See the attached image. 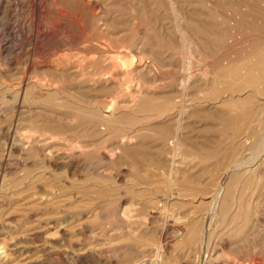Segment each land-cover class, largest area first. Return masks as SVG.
Here are the masks:
<instances>
[{
  "label": "rangeland",
  "instance_id": "obj_1",
  "mask_svg": "<svg viewBox=\"0 0 264 264\" xmlns=\"http://www.w3.org/2000/svg\"><path fill=\"white\" fill-rule=\"evenodd\" d=\"M43 1L51 9L56 6L62 7V11H64L63 16L67 15L66 17H64V20L58 16H55L56 14L54 13H50V12L47 13V11H43L42 8L40 10L37 9L33 5V2L30 0H17V2L15 1L14 3H12L11 7L9 8V11L11 12L12 16L10 17L0 16V44L5 45L4 53L0 54V107L2 109L0 110V175L2 173H3L2 176L4 175L3 179L1 177V182H0L1 183L0 184V246H10L12 244H16V241H18L20 247L26 246L30 248L29 251H18L17 253L16 251L12 252L13 261L11 264L13 263L14 264L15 263L16 264L18 263L19 264H135V263L141 264L143 262H145V264H150V263L154 264L155 261L157 260L155 258L156 257L155 252L157 247L159 246L157 234L163 225L160 212L169 213V214L172 213L173 215L179 214V216L185 215L186 213L189 212V210L192 207L191 203H189L190 198H192L191 191L193 190L194 187L202 188L201 185H196L195 182H193L191 183V185L189 184V188L191 187L193 188L188 189L185 192L183 191L182 194L183 197H179L176 195V193H174L170 197V200L166 202L164 200L165 197L164 198L162 197L164 196L162 194H164L167 189L165 187L166 183L164 184L162 182L163 180H165V178L162 177L164 176L163 174L169 173V169L171 165V161H169L170 141L169 139L167 140H163V139L165 138L166 135H169V133H171V131L173 130L175 124V122L173 121L175 120H170L169 123L167 122L166 124L162 125L161 128L160 125H157L156 128L153 126V123L151 122L152 120H150V118H147L146 116L147 113L142 111V112H138L140 115L136 112L137 115L133 114L127 116L129 117L128 119L132 120V122L130 121V123L127 117H125L124 119H122V121H118L120 125L117 123L116 121L117 118H116L115 122L117 123V125L115 124L114 121L113 124L111 123L112 125L115 124L116 127L112 126L114 128H112L111 125L107 127L99 125V129L105 128L106 131L108 130V128L111 127L112 129H109L110 131L109 130L108 131L112 135H110V133L107 135L108 132L107 131L106 134L104 135L101 134L95 135L93 138L86 137V139L88 140L90 139V141H93L94 149L92 147L91 154L87 157V161L80 167V169L76 172L75 175L71 174L70 172H67L65 169L57 170V171H54L52 168L46 169L43 166L44 165L43 159L40 156L37 157L36 155L28 156L26 154H22L19 146L18 148H16L17 147L16 142H19L18 138L30 134L33 136H40L41 132L49 131L48 127L50 126L58 127L60 124L64 128L71 127L74 128L75 132H79L75 134L71 130V132L73 133L69 132L70 134L68 133L67 137L68 136L69 138L73 137V139L74 138L85 139V137L83 138V136L86 135L87 132L86 128L91 126V122L87 120V117H89L88 115L90 112L88 110H85V106L87 104L84 103H86V100L84 102V100L82 99L84 92L80 86L78 87L79 82H77L76 79H72L69 77H64V78L58 77L57 79H59V84L62 87V92L57 94L58 98L56 97L55 94V96H53L55 98L52 99L51 95L53 94H51L48 97H45L46 99H42V97H39V90H38L39 86L37 88L36 83L38 84V82L39 83L47 82L53 84V80L56 77H53V74H50V72H48L49 70L53 73V71L50 70L49 68L41 69L38 67V70L31 68L30 70L26 66L27 63L35 62V64H40V65L45 64V65H49L50 67L55 65L57 66L60 64H63L64 66L82 65L87 72L91 70L90 73L91 72L98 73L100 71L103 72L105 70H108L109 72L111 70H109L106 67L104 68L102 67V66H108L107 64L108 62L107 61L105 62V60L109 58L108 55L111 53H117L120 47L123 48L125 47L129 50L135 49L136 46L135 45L133 46L135 41L136 42L142 41L143 43L146 41L147 43L145 42L144 45L146 44L148 45V47L145 45L144 48L147 51L156 52L155 53L156 55H153L152 57L156 61L153 59L154 61L151 62L152 60L151 57H150L151 60L150 59L146 60V62L149 65H151V70L149 71V73L147 72V73L139 74V76L137 77L139 78L140 81L138 82H141V84H144L146 87H150L153 90L154 88H156L155 90L159 92H163L161 91V89L163 87V84L166 83L164 84L165 87H163V89L166 92H170L171 95L172 93H175V95L177 93V96L173 95L169 100H165L163 98L162 103L161 100H159V102L155 101L154 105L155 108L159 107L158 109H165L166 107H169L170 104L171 105L173 104L172 105L173 108L170 105L171 109L168 111L171 112V115L173 116L176 115L180 110V101L183 100V96L178 95V93L181 94V92L178 91L179 89L178 83L180 82L182 76L184 75L182 73L185 72L181 67L182 66L181 63L180 65H178L179 62H181L180 53L182 55V51H181L182 48L178 43L177 36L174 34V31L170 29V26L173 24V22L171 24L172 19L170 18L173 15L171 11H169L170 10L169 3L168 1L166 2L164 0L162 1L165 3H163L161 0H96V1L86 0V1H91L92 5L93 4L95 5L93 7H95L94 12L96 13L97 18L99 19L98 22L104 23V24L100 23V28L104 29V30L102 29L103 32L100 28L99 30L101 31H98L97 29V34H95V39H97L96 43H99L102 48H105L104 49L105 52H103V49L101 51V54L102 55L105 54V55H103L104 57L101 55L104 59L103 58L100 59L98 55L97 58L100 59L98 60L100 62L95 64L93 63L92 55L95 56L97 55V53H95L94 51L92 52L93 49L91 48V46H89V48L87 47L88 48L87 49L88 53H87V50L84 48V45L81 40L83 33L81 32V26H80L81 22L79 23V21H81L80 20L81 11L79 9L81 8V5H83V1L85 0H55V2L53 0H43ZM58 1L59 3L61 2L62 5L61 4L59 5ZM176 1L179 2L178 3L179 6L180 7L182 6L181 8L184 9L185 12L187 11V14L189 12H190L189 15L191 14V16L192 13L193 15L195 14L194 15L195 17L192 16L194 18L193 20L196 22L194 35L198 34V36L195 35L193 37L195 38L201 37L200 39L204 40V45H205L203 48L204 50L200 49L201 50V51L199 50L200 52H194V54L192 55L194 57L191 58V60L194 61V64H191L192 66L190 68V72H191V76L193 75L192 83H194L195 86L192 84V86L190 85V88L188 87L187 91L189 89L190 90L186 92L187 98L186 95L184 98L188 99V101L187 100L185 101L186 104H189L191 101L192 102L191 104L193 105L191 109H189L190 113L187 111V113L185 114V120L187 119L186 124L189 125H187V129L182 138L184 142V146L181 149L182 151L180 150L181 151L180 156L182 157L185 156L186 158H184L183 162L181 163L179 161H182V158L179 157L178 158L179 160L177 159V163L178 164L181 163L178 165L180 167L183 165L182 166L183 168H187V167L191 168V169L187 168L186 170L183 169L184 172L183 175L187 177H195L197 175L199 176L200 180L203 181L202 185L205 186L204 184L206 181L209 184H213V180H214L215 183V177L219 174L217 170L221 167L222 154H223L222 153L223 132L226 126V119H224V116L228 114H232V116L234 117H239L238 114L241 113V109H244L245 112L246 111L248 112L249 104H250L246 101L241 103L243 105L245 103V106L238 105V108H235L236 105L235 107L233 105V107L231 106V109L234 108L233 111H231L230 109V105H229L230 103H228L227 106L225 104L222 105L225 106V108H222V106L215 107L214 104H212L216 101L214 99V97H216L215 95L218 94L217 98L221 97L223 94L225 95L223 91L225 90V88L229 90L231 86L232 87L235 86L234 88L231 89H236V86L237 88H240L242 86V82L237 80L236 77L237 75L231 74L232 76L234 75V77H229L231 76L230 74L225 75V70H226L225 65L229 61L234 62L233 60L237 61L238 59L241 60L240 63L238 62L240 65L241 62L244 63L249 62V63H245V65L247 64L253 66L254 75L256 72L255 76H258L260 79L262 78L261 80L264 79L263 76L264 73H261V70L264 71L263 69L264 68V63H263L264 62L263 59L264 58L263 55L264 54V0H227V1L226 0H176ZM16 3H20V7L17 8ZM158 3L159 5L160 4L161 5L164 4V5L158 6ZM166 7L168 10L166 9ZM196 12L197 14L198 13L199 14L197 15ZM236 13H240L242 14V16H235ZM68 16L69 19L67 18ZM159 16L161 17L158 18ZM236 18L241 19L240 20L241 28H239L238 26L236 30H234V28H232L233 25H231V23L234 22ZM162 22L164 23L163 25L161 24ZM168 24L170 26H168ZM133 25H135V27H133ZM165 25L168 27H166ZM46 26H48L51 30H53L51 32L53 34H51L45 40H39L38 42H36L35 38L42 34L43 29ZM106 28H109L108 31L106 30ZM165 29L166 30L169 29L170 31L169 30L168 31L170 33L168 31H165ZM91 30L95 32L92 26H91ZM231 30L234 32L231 33ZM57 31L58 32L61 31L62 33L61 32L58 33ZM171 32L172 34H174V36H171L172 38L170 37V35H172ZM166 33L169 35L168 36L169 38L165 36ZM99 34L102 36L101 38L99 37ZM64 35L65 36L68 35V36L65 37ZM96 35L101 41L98 40ZM214 37L216 39L218 38L217 39L218 41ZM141 38L143 39L141 40ZM124 39L125 41L123 42ZM234 40L236 42H234ZM158 42H160L163 46L166 47H163ZM229 42L232 44H230ZM149 45L151 46V48L153 47L154 49L153 48H152L153 50L151 48L149 49L150 47ZM112 47L113 50H111ZM156 49L159 50L156 51ZM106 50H108L107 53ZM169 51L171 52L174 51L176 53H170ZM162 52L165 54H160ZM170 54L174 56L172 57V55ZM106 55L107 57H105ZM158 55L161 56L159 57ZM165 55L166 57L168 55V57L170 59L172 58V60L170 61L168 57L167 60ZM155 57H158L159 60ZM103 60L107 65L104 64ZM199 61L200 63H197ZM255 62L258 63L254 65L253 63ZM255 66L258 67L255 68ZM86 68L87 69L91 68V69L87 70ZM207 69L209 70V72L207 71ZM25 70H27V72ZM32 70L33 71L36 70V71L33 72ZM114 70H116V68ZM221 72H223L222 75L223 77L221 76L222 74ZM148 74L153 76L154 79L151 76H148ZM259 74L263 77L259 76ZM144 75L147 77H145ZM203 76H205V78ZM207 76L208 78H206ZM213 76H215V80L213 79ZM21 77H23V79ZM219 79H221L222 83L219 82ZM159 80L163 81V82L161 81L162 84L160 83ZM175 80L178 85H176ZM206 80H208L209 83L207 85H203L205 84ZM23 81L25 83L27 82L24 87L26 90H24L23 96L21 95L19 96L18 98L19 101H18L15 97L16 96L15 89L17 91L18 86ZM154 81H157L156 84L154 83ZM132 82L137 83V79L132 80ZM195 82L197 83L195 84ZM133 83L131 84V89L134 88ZM157 83H159V85ZM210 83L215 84V85H211L214 86L213 88H215V86L217 87L219 86L217 89L215 88V91H218L220 89L221 92L218 91V93L217 92L214 93V91L211 90V87L209 86ZM221 84L223 85L225 84L224 86L227 87L223 88L224 86H222ZM136 85H138V83ZM75 86L76 89L78 91L80 90L81 92L80 91L78 92L75 89ZM172 86H175V88ZM221 86L222 88H220ZM157 88L159 90H157ZM207 88H209L208 92H207ZM100 89L101 91L98 90L96 93L100 100H102L104 97L113 100L118 98L120 95L121 96L127 95L124 94L123 92L119 95L116 94L115 92L117 89L116 85L115 88L104 87V89H107L105 91L103 88ZM102 89L104 93L102 92ZM110 90L111 93H109ZM209 90L211 91L209 92ZM65 92L67 93L66 95L63 94ZM199 92L200 93L202 92V95L204 97L207 94L206 98L207 97L208 98L207 99L205 98L206 99L205 102L207 103L204 102V99L202 100V98L204 97L200 96L201 94L199 95ZM27 93L30 96H28ZM68 93L70 98L72 97L70 101L69 98H67ZM80 93H82L83 95ZM212 93L215 94L214 97H212L213 96ZM221 93L222 95H220ZM11 95H13L15 100H13V97ZM49 97L51 98L50 100ZM75 97L78 98L74 99ZM181 97L182 100L180 99ZM211 97L215 101H212ZM23 98L25 99V102L23 101L24 100ZM36 98L37 99L40 98V100L38 99L40 102ZM196 98L198 99L201 98L199 99V101L202 100L201 102L204 103L201 104L202 105L205 104V105L201 106V104L199 103L198 100H196ZM55 99H56L55 103L53 102L52 104L51 101L52 100L54 101ZM43 100L46 101L43 102ZM47 100L50 103L47 102ZM193 100L194 101L196 100V103L194 102L195 104L193 103ZM170 101L171 103H169ZM21 102L23 106L21 108H18L16 105H19ZM72 102H74V104L76 105H74ZM166 102L168 104H166ZM197 103L200 105L197 106L196 105ZM79 105L82 107H80ZM74 107H76L75 110ZM104 109L102 108L101 113L104 115H110V112H107L106 108ZM259 111H261V109ZM144 113H146L145 114L146 119H144L143 116ZM64 116L66 117L63 118ZM81 116L85 117L86 119L82 118ZM141 116H143V120ZM71 117H74L75 119V120L72 119V122H71ZM131 117L136 119L140 117L139 119L140 121L133 120V118ZM62 118L64 120H62ZM66 119L68 120L66 121ZM79 119L81 122L79 121ZM34 120H36V122H34ZM43 121H47L48 124L46 122L43 123ZM121 122L123 124H121ZM125 122H127L126 123L127 125L126 124L124 125ZM36 123L38 125H36ZM131 123H135V124L131 125ZM32 125L34 127L36 126L37 129L39 128L38 126H42L41 128L44 129L46 128L45 129L46 131L44 129L42 131H39L38 129V131L36 132L37 129L32 127ZM151 126H153L154 128L148 130L151 128ZM163 126L165 128H163ZM52 127H50V129ZM138 127H140L141 129ZM168 127L170 128L169 130ZM132 128L138 130L137 131L138 135L141 136L143 134L142 135L143 137L139 136V141L140 142L143 141L142 143L144 144V146H146V148L143 146V144H141L138 145L139 147H137L135 150L133 149V151L131 150L132 148L128 149L124 153V156L121 157V162L117 160V162L115 161L111 163L109 162V160H105L101 158L99 159L98 157H96V153L98 149L99 151H104L107 146L115 147L116 145H118L117 142L119 141L120 137L123 134L128 133L129 131L132 132L133 131ZM166 128L167 130H165ZM34 129H36L34 131L35 133L33 132ZM82 129L84 130V132L82 131ZM163 130L166 131L164 134H162ZM8 131L13 132L15 135V141H14L15 149L13 150L14 153H12L10 159L4 161L2 159L3 145L5 144ZM31 132H33V134ZM146 132L149 135H147ZM81 133L83 135H81ZM112 136H114V138H112ZM117 137H119V139ZM3 139L5 141H2ZM111 139L113 141L115 139L117 140L111 142L112 141ZM105 144H107V146ZM141 147L143 148L141 149ZM154 147L156 149H154ZM157 149H159V152ZM162 149H164L165 151ZM93 150H97V151H93ZM162 151L164 152L163 154ZM132 152H136V153L133 154ZM141 152L142 153L145 152V153L141 155ZM156 153L162 154L161 155L162 158L159 157L160 155L159 156L156 155ZM20 155H22L23 157ZM153 155L154 156L156 155V157H154ZM163 155L167 156V158H165ZM25 157H28L29 160L28 158ZM152 157H154V159ZM158 157L159 159H155ZM163 157L165 158V160ZM159 164H161V166ZM155 165L156 166L158 165L159 169L156 168ZM41 169L43 171L47 170L46 171L47 177L41 175L42 174ZM154 169H156L160 173ZM149 170L156 171L157 173L155 172L153 173L158 174L159 177L157 176L156 178L155 174H152V172H150ZM190 170L191 172H189ZM29 177L31 180H29ZM152 177L155 178L154 180L157 181H153ZM32 179L35 182H33ZM42 180L44 181L42 182ZM160 185L162 186L161 188ZM153 188L159 194L156 199H155L156 193L155 191H153ZM37 189L38 190L45 189L47 192H50V194L53 197L54 196L56 197V199L54 198L55 201L48 207L47 211H50L51 213L55 212L56 214H63L62 216H73L76 215L78 212H81L84 221L83 225L80 226V228L79 226H70V225L61 228L59 230V235H60L59 240L55 239L56 236L54 235L53 232L55 228L50 229V232H53L51 234V237L52 235L54 236V238L52 237V240L45 237L47 236V234H45V230H41V233H39V235H35V234L27 235L28 238H26V236L24 238L21 235L18 236L17 234L25 235L23 233L24 230L25 233L29 231L31 232L32 226H30L29 223H23V222L16 223V217L19 216L22 212L23 213L26 212L21 208V206L23 205L17 204L18 205V206L16 205L17 207L14 206V204L17 203L16 198L19 195L23 194L24 192L25 195L26 194L28 195L27 191L31 193L33 192V190L35 191ZM12 193L15 194L12 195ZM69 194L73 196L72 198L74 199V201H71V199L69 198L70 196H68ZM160 194L162 196H160ZM61 195H63L62 199H61L62 197ZM57 196H59V198ZM65 196L67 197V200ZM57 200L60 201V203ZM260 202L261 203L259 204V209L261 211V215L264 217V191L261 194ZM59 204L61 205L59 206ZM130 204L132 207L130 206ZM53 206H55V208ZM123 207L132 208L133 218L131 217L132 220L128 224L123 223V221L119 216V212H117V210L121 211V208L123 209ZM79 208H81V210H79ZM34 209H36V211L39 214L43 211L42 208H39L38 210L37 208ZM143 217L145 220V224L143 223L144 222ZM174 222H175L174 218L170 217L169 224L173 225ZM244 222H245V218L242 215L240 216L239 219L236 220V222L232 224L233 226L231 227H233V230H237L238 228H242V227L244 228L242 229L241 232H239L238 230L237 231V233L239 232L238 234L232 233L231 236L227 233V231H225L224 228L218 226L219 230L217 231V235L213 238V241H216L218 246L224 249L223 255L224 252L227 253V255L224 257L222 256V252L219 251V255L221 254V257H223L222 259L230 261L231 264L233 263L249 264V262L253 259H256L259 262V264H264V227L260 226L261 225L260 223L258 224L255 223V221H253L252 218L249 219L247 223ZM133 232L134 233L137 232V233L134 234ZM171 235H173V229H170L169 231V236L171 237ZM219 235L220 237H217ZM223 241H226L227 244L221 246V243H223ZM177 247L178 245L175 243L171 245L168 254L161 259L160 261L161 264H178V257H180L181 254L179 255V250L177 249ZM260 250L263 254L259 253ZM62 251L63 252L65 251L66 254L62 260H59L57 253ZM55 256L57 258H55Z\"/></svg>",
  "mask_w": 264,
  "mask_h": 264
},
{
  "label": "bare ground",
  "instance_id": "obj_2",
  "mask_svg": "<svg viewBox=\"0 0 264 264\" xmlns=\"http://www.w3.org/2000/svg\"><path fill=\"white\" fill-rule=\"evenodd\" d=\"M15 1L17 2V0H0V14H1L0 16H2V17L12 16L11 12L9 11V8L11 7L12 3H14ZM30 1L33 2V5L37 9L40 10L42 8L43 11H47V13H49V12L54 13V14H56L55 16H58L63 20H64V17L67 16V15L63 16L64 11H62V7L56 6V7L51 9L50 7H48V5L43 0H30ZM53 1L55 2V0H53ZM164 1H166V2L168 1L169 6H170L169 11H171V13L173 15L170 18V19H172L171 24H172V22H173V24L171 26L168 24V26H170V29L174 31V34L177 36L178 43L182 48V50L180 49L182 51V55L180 53L181 62H179L178 65H180V63H181V65H182L181 67L185 72V73H182V74H184L183 76L181 74L182 78H181L180 82L178 83L179 84L178 91L181 92V94L178 93V95L183 96V100L181 97L180 99L182 101H180V110L179 111L177 110L178 113L176 115L173 116V115H171V112L168 111L171 109V107L173 108V106H172L173 104L172 105L170 104L171 107L169 105L170 108L165 106L166 107L165 109H158L159 107L155 108V105H154L155 101L159 102V100H161V103H162L163 98L165 100H169V99H171V96H173V95L177 96V93H176V95H175V93H172V95H171L170 92H166L163 89V87H165L164 84H166V83L163 84V87H162L163 90L161 89V91H163V92H159V91L155 90L156 88H154V90H153L152 88L146 87L144 84H141V82H138V81H140L139 78L137 77V76H139V74L147 73V72L149 73V71L151 70V65H149L146 62V60L150 59V57L152 58L153 55H156L155 54L156 52L147 51L144 48V46L146 45V44L144 45V43L146 41L144 43L142 41H139V42L135 41L133 44V46L134 45L136 46L135 49L129 50L125 47L124 48L120 47L119 51H117V53L109 54L108 55L109 58L108 59L106 58L107 60H105V62L106 61L108 62L107 63L108 66H102V67L103 68L106 67L109 70H111V71H109L110 73L108 72V70H105L103 72L100 71L98 73L94 72L95 74L92 72L90 73L91 68L90 69L86 68L87 70H90L89 72H87L82 65L64 66L63 64H60L57 66L55 65V66L50 67L49 65H45V64L40 65V64H35V62H29L27 64L25 63L29 69L31 68V69H37L38 70V67L41 69L49 68L50 70L53 71V73L49 70H48V72H50V74H53V77H56L53 80V84L47 83V82H41V83L38 82V84L36 83L37 88L39 86V89H38L39 90V97H42V99H46L45 97H48L51 94H53V95H51L52 96L51 98L53 99V98H55V97H53V96H55V94L57 97V94L62 92V87L59 84V79H57L58 77H60V78L69 77L72 79H76V81L79 82L78 87L80 86L84 92V95L82 93H80V94L83 95L82 99L84 100V102L86 100V103H84V104H87L86 105L87 107L85 106V110H88L90 112L89 115L87 113V115L89 116V117H87V120L89 122H91V126L86 128V131H87V132L85 131L86 135L83 136V138L85 137V139H81V138H74L73 139V137L72 138L70 137L71 138L70 139L69 136L67 137V135L69 132H71V130L75 134L79 133V132H75L74 128H71V127L70 128H64L61 124L58 127L53 126L54 128L52 126L48 125L52 128L50 129V127H48L49 129L48 128L47 129L49 131L47 130L48 132H41L40 136H33L30 134V135L18 138L19 142H16V146H17L16 148H18V146H19L21 153L26 154L28 156H30V155H34V156L36 155L37 157L40 156L43 159V163H44L43 166L46 169L52 168L54 171L65 169L67 172H70L71 174L75 175L76 172L80 169V167L87 161V157L91 154L92 147L94 146L93 141H90V139L89 140L86 139V137L93 138L95 135H99V134L104 135V134H106V132L109 129L114 128L112 126H115V124L117 125L118 121H122V119H124L125 117L133 115V114L137 115L136 112L137 113L142 112V111L146 112L147 114L144 113V115H143L144 119H146V117H145V114H146L147 118H150V120H152L151 122L153 123V126L156 128H157V125H160V128H161L162 125L166 124L167 122L169 123L170 120H175V121H173V122H175V124H174V128L172 127L173 130L171 131V133H169V135H166L164 139L161 137L163 140L169 139V141H170V143H169V155H170L169 161H171V165H170L169 173L163 174L165 177L163 175H162L163 177L161 176L162 178H165V180H163L162 182L164 184L166 183L165 187L167 189H166L165 193L162 194L164 196H162L161 194H160V196H162L163 198L165 197L164 198L165 202L169 201L170 197L174 193H176V195L179 197H183V195H182L183 191L185 192L188 189H192L193 187L189 188V184L191 185V183H193V182H195L196 185H201L202 188L194 187L193 190L191 191L192 192V198H190L189 203H191L192 207L189 210V212L186 213L185 215L179 216V214L173 215L172 213L169 214V213H161L160 212L163 225L157 234L159 246L157 247L156 252H155V256H156L155 258L157 260L155 261L154 264H161V262H160L161 259L168 254L169 249L173 243L178 245L177 249L179 250V255L181 254V256L178 257V264H231L230 261L222 259L223 257H221V254L219 255V251L222 252V256H224V257L227 255V253L224 252V255H223L224 249L220 248V246H218L216 241H213V238L217 235V231L219 230L218 226H221V228H224L225 231H227V233L230 236L232 233L238 234L239 232L242 231V229L244 227L238 228L237 230H233V227H231V226H233L232 224L234 222H236V220L239 219L240 216L243 215V217L245 218L244 223H247L249 221V219L252 218L253 221H255V223H257V224L260 223L261 224L260 226L264 227V217L261 215V211L259 209V204L261 203L260 202L261 201V194L264 191V81H263L264 79L261 80L262 78L260 79L258 76H255L256 72L254 75L253 66L247 65V64L245 65V63H249V62H245V63L241 62V65H240L239 63L241 60L238 59L237 61L233 60L237 64L232 62V61H229L225 65L226 66L225 75H229V74L230 75L231 74L237 75L236 76L237 80L242 82V86L240 88H237V86H236V89H231V88L235 87V86H233V87L231 86V88L229 89L230 91H229L227 88H225V87H227V86H224L225 84L224 85L221 84L222 86H224L223 88H225V90L226 89L227 90L226 91L223 90L225 95L224 94L222 95V93H221L220 95H222V96L217 98V95H218L217 93H218V91H220V89L218 91H215V88L217 89L219 86L218 87L215 86V88H213L214 86H211V85H215V84L210 83L209 86L211 87V90H213L214 93L217 92L216 93L217 95L212 93L213 94L212 97H214V95L216 96V97H214V99L216 101L211 97L212 101H215L212 104H214L215 107H220L224 104L227 106V104L230 103L229 105H230V109H231V106L233 107V105H234V107H235V105H236L235 108H238V105L239 106L243 105L241 103L247 101L248 103H250L249 104V110H248V112L247 111L245 112L244 109H241V113L238 114L239 117H234V116H232V114H228V115L224 116V119H226V126H225L224 132H223V152H222L223 154H222L221 167L217 170V172H219V174L215 177V183H214V180H213V184H209L206 181L204 184L205 186H203L202 185L203 181L200 180L199 176L196 175L195 177H187V176L183 175L184 174L183 169H185V170L187 168L191 169L190 167L183 168L182 167L183 165L181 167L178 165L183 162L184 158H186L185 156L184 157L180 156L181 151H182L181 149L184 146V142H183L182 138H183V135L187 129V125H189V124H186L187 119L185 120V114L187 113V111L189 112V109H191V107L193 105V104H191L192 103L191 101L189 104H186L185 101L186 100L188 101V99H185L184 97L186 95V92H188L190 90L189 89L187 91L188 87L190 88V85L191 86H192V84L194 85V83H192V79H193L192 76L193 75L191 76V72H190V68L192 66L191 64H194V61L191 60V58L194 57L192 55L194 54V52H200L201 51L200 49H203L205 45H204V40L200 39L201 37L200 38L199 37L198 38L193 37L195 35L198 36V34L194 35V31L196 28V22L193 20L194 19L193 17H195L194 16L195 14L193 15V13H192L193 17L191 16V14L189 15L190 12L187 14V11L185 12V10L181 8L182 6L181 7L179 6V4H178L179 2L176 0H164ZM163 3H165V2H163ZM29 4H30V2H29ZM58 4L60 5L61 2L59 3V1H58ZM160 5L158 3V6H160ZM162 5H164V4H162ZM93 6H95V5L94 4L92 5L91 1H86V0L83 1V5H81V8L79 9L81 11V14H80L81 19L79 18L81 21H79V23L81 22V24H80L81 32L83 33L81 40H82V43L84 45V48L87 50L89 48V46H91V48L93 49L92 52L94 51L95 53H97V55L94 54L95 56L92 55L93 58L91 57L93 59V63L97 64L100 62L98 60H100L101 58L104 57L103 55H105V54L102 55L101 51L103 49V52H105V50H104L105 48H102L99 43H96L97 39H95V34H97V29H98V31H101L103 28L102 29L100 28V23H102V22H100V23L98 22L99 19L97 18L96 13L94 12L95 7H93ZM16 7L17 8L20 7V3H16ZM166 9H167V7H166ZM213 13H215V12H213ZM196 14H197V12H196ZM47 15H49V14H47ZM235 16H242V14L236 13ZM160 17L161 16H159L158 18H160ZM210 17H211V14H210ZM67 18L69 19V16ZM160 20H158V21H160ZM240 20L241 19L236 18V20H234V22L231 23V25H233L232 28H234V30H236V28L238 26H239V28H241L240 27L241 26ZM108 22H110V21H108ZM167 23H170V22H167ZM102 24H104V23H102ZM125 24H126V22H125ZM161 24L163 25L164 23L162 22ZM91 26L95 30V32L93 30H91ZM102 26H104V25H102ZM168 26H166V27H168ZM133 27H135V25H133ZM140 27H139V29H140ZM99 28L101 30H99ZM108 29L109 28H106L107 31H108ZM166 29H165V31L169 30V29L168 30H166ZM207 29H209V28H207ZM217 29H219V28H217ZM103 30H102V32H103ZM52 31L53 30H51L48 26H46L43 29V32L41 35H39L38 37L35 36L36 37L35 41L38 42L39 40H45L51 34H53V33H51ZM59 32H61V31H59ZM63 32H64V30H63ZM172 32H171V34H172ZM233 32L234 31L231 30V33H233ZM140 33H138V34H140ZM101 34H104V33H101ZM120 34H121V32H120ZM166 34H165V36L168 37L169 35L168 34L166 35ZM174 34L170 35V37L174 36ZM203 35H204V32H203ZM251 35H252V33H251ZM66 36H68V35H66ZM153 36H155V35H153ZM54 37H55V35H54ZM96 37L98 38L97 35H96ZM99 37L101 38L102 36L99 34ZM125 39L123 40V42L125 41ZM142 39L143 38H141V40ZM98 40H100V39L98 38ZM127 40H129V39H127ZM136 40H137V38H136ZM150 41H152V40H150ZM161 41H163V40H161ZM175 41H176V39H175ZM223 41H224V39H223ZM234 42H236V41L234 40ZM158 43L161 44L160 42H158ZM158 43H156V44H158ZM232 43H233V41H232ZM232 43H230V44H232ZM109 45H110V43H109ZM146 46L148 47V45H146ZM163 47H166V46H163ZM150 48H151V46L149 47V49ZM155 48H156V45H155ZM85 49H84V51H85ZM176 49H179V48H176ZM111 50H113V47ZM157 50H159V49H156V51ZM4 51H5V45L0 44V54L4 53ZM235 51H237V50H235ZM107 52H108V50H106V53ZM113 52H115V51H113ZM169 52L170 53H176L174 51L173 52L169 51ZM87 53H88V50H87ZM160 54H165V53L162 52ZM166 54H167V52H166ZM98 55H99L100 59L97 58ZM170 55H172V54H170ZM253 55H255V54H253ZM158 56L160 57L161 55H158ZM162 56H164V55H162ZM173 56L174 55H172V57ZM105 57H107V55ZM165 57H166V55H165ZM167 57H168V55H167ZM155 58H157L159 60L158 57H155ZM168 58H167V60H168ZM153 59L154 58H152V60L150 59L151 62L155 60V59L154 60ZM171 60H172V58L170 59V61ZM261 61H263V60H261ZM91 62H92V60H91ZM103 62H104V60H103ZM105 62H104V64H106ZM197 63H200V61ZM256 63H258V62H255L253 64L256 65ZM156 64H154V65H156ZM257 67L258 66H255V68H257ZM115 68H116V70H114ZM259 69H262V68H259ZM27 70H25V71L27 72ZM101 70H104V69H101ZM221 70H223V69H221ZM35 71H33V72H35ZM207 71L209 72L208 69H207ZM262 71L263 70H261V73H264V71L263 72ZM205 72H206V70H205ZM202 73H204V72H202ZM221 73H222L221 74V76H222L223 72H221ZM20 75H21V73H20ZM148 76H151V75L148 74ZM259 76H261V75L259 74ZM263 76H261V77H263ZM23 77H21V78L23 79ZM53 77H51V78H53ZM145 77H147V76H145ZM151 77L154 79L153 76H151ZM203 77L205 78V76H203ZM229 77H234V75L233 76L231 75ZM140 78H141V76H140ZM206 78H208V76ZM44 79H46V78H44ZM134 79H137L138 85H136L137 83L132 82V80H134ZM213 79L215 80V76H213ZM41 80H39V81H41ZM164 80H165V78H164ZM63 81H65V80H63ZM157 81H154V83L156 84ZM161 81H160V83H161ZM135 82H136V80H135ZM175 82H176V80H175ZM219 82H221V79H219ZM232 82H233V80H232ZM22 83L18 86L17 91L14 88L15 92H16L15 97L18 101H19V99H18L19 96L20 95L23 96V92H24V90H26L24 87H25L27 82L25 83L23 81ZM64 83H66V82H64ZM132 83L134 85V88L131 89ZM154 83H152V84H154ZM196 83L197 82H195V84ZM208 83H209L208 80H206L205 84H203V85H207ZM157 84L159 85V83H157ZM173 84H174V81H173ZM178 84L176 82V85H178ZM115 85L117 87V89L115 91L116 94L119 95L123 92L124 94H127V95L126 96L120 95L121 97L119 96L118 98L113 99V100L107 99V97L105 98L104 97L105 95H104L103 96L104 98L103 97H102L103 99L101 98L102 100L99 99V97L96 93L98 90L101 91L100 88H103V89H104V87L105 88H107V87L108 88L109 87L115 88ZM222 86L220 88H222ZM63 87H65V86H63ZM166 87H169V86H166ZM172 87L175 88V86H172ZM209 88H207V92H208ZM75 89H76V86H75ZM103 89H102V92H103ZM73 90H74V88H73ZM105 90H107V89H104V91ZM157 90H159V89L157 88ZM211 90H209V92ZM27 91H25V92H27ZM169 91H171V90H169ZM109 93H111V90ZM63 94L66 95L67 93L65 92ZM199 95L203 96L202 92L201 93L199 92ZM11 96L13 97V95H11ZM28 96H30V95L28 94ZM64 96H63V98H64ZM206 96H207V94L205 95V97L203 96L204 98H202V100L204 99V102L208 98V97L206 98ZM24 98H26V97H24ZM51 98L49 97V100ZM67 98H69V101H70V99H72V97L70 98L69 93H68ZM77 98L75 97L74 99H77ZM186 98H187V95H186ZM38 99L40 100V98H38ZM199 99H201V98H199ZM199 99L196 98V100H198V101H199ZM13 100H15L14 97H13ZM196 100L195 101L193 100V103L194 102L196 103ZM202 100L199 101L200 104L204 103V102H201ZM23 101L25 102V99ZM45 101L46 100H43V102H45ZM55 101H56V99L54 101L52 100L51 101L52 104H53V102L55 103ZM66 101H67V99H66ZM81 101H79V102H81ZM33 102H36V101H33ZM47 102H49V101L47 100ZM211 102H210V104H211ZM17 103H19V102H17ZM72 103L74 104V102H72ZM169 103H171V101ZM205 103H207V102H205ZM166 104H168V103L166 102ZM200 104L197 103L196 105L198 106ZM74 105H76V104H74ZM204 105L201 104V106H204ZM16 106L18 108H21L23 106L22 102ZM243 106H245V103ZM80 107H82V106H80ZM102 108L103 109L106 108L107 112H110V115L102 114L101 113ZM222 108H225V106H222ZM75 109H76V107H74V110ZM233 109H231V111H233ZM260 109H261V111H259ZM0 110H2L1 107H0ZM141 114H143V113H141ZM78 116H80V115H78ZM143 116H141L142 120H143ZM65 117L66 116H64L63 118H65ZM63 118H62V120H64ZM82 118L86 119L85 117H82ZM116 118H117V120H116L117 123L115 122ZM128 118L129 117H127V119ZM131 118H133V117H131ZM232 118H234V119H232ZM72 119L75 120L74 117H71V122H72ZM139 119H140V117H138V119L133 118V120H136V121ZM36 120H34V122H36ZM67 120L68 119H66V121ZM128 120H129V123H130V121L132 122L131 119H128ZM79 121H80V119H79ZM113 121L115 122L114 125H112L114 123ZM44 122L47 123V121H43V123ZM65 123H67V122H65ZM126 123L127 122H125L124 125ZM32 124H34V123H32ZM118 124L120 125V123H118ZM121 124H123V123L121 122ZM133 124H135V123H131V125H133ZM36 125H38V124L36 123ZM53 125H54V123H53ZM99 125H102L104 127L111 125L112 128L110 127L106 131L105 128L99 129ZM153 126H151V128L148 130H151L152 128H154ZM32 127H34V126L32 125ZM38 127H39L38 128L39 131H42L44 129V128H41L42 126H38ZM131 127H133V126H131ZM34 128H36V126ZM138 128H140V127H138ZM147 128H148V126H147ZM163 128H165V127L163 126ZM36 129H34L33 132ZM38 129L36 130V132L38 131ZM169 129L170 128L168 127V130ZM84 130H85V128H84ZM84 130L82 129L83 132H84ZM134 130L135 129H133V131ZM143 130H144V128H143ZM165 130H167V128ZM109 131L107 132V135L110 133ZM125 131H126V129H125ZM133 131L132 132L129 131L128 133L123 134L120 137V139H119V137H117L119 139V141L117 142L118 145L115 144L116 145L115 147H113V146L108 147L107 144H105L107 147L105 148L104 151H99V149H98L99 152L97 150H93V151H97L96 157H98L99 159L101 158V159L109 160V162H111V163H113L115 161L117 162V160H119L121 162V157L124 156V153L128 149L132 148L131 150L133 151V149L135 150L137 147H139L138 145L143 144L142 143L143 141L142 142L139 141L140 135H138V132H137L138 130H135L134 132ZM33 132H31V133L33 134ZM73 132H71V133H73ZM165 132L166 131L163 130L162 134H164ZM81 135H83V134L81 133ZM110 135H112V134L110 133ZM117 135H118V133H117ZM142 135L140 137H143ZM147 135H149V134L147 133ZM5 136H6V134H5ZM79 136H80V134H79ZM116 136H115V138H116ZM163 137H164V135H163ZM3 138H5V137H3ZM112 138H114V136H112ZM18 139H16V140H18ZM115 140H117V139H115ZM2 141H5V140L3 139ZM14 141H15L14 133L11 131H8L5 144L3 145V153L1 152L2 153V159L4 161L9 160L12 153H14L13 152V150L15 149ZM114 141L112 140L111 142H114ZM143 146H144V144H143ZM158 146H160V145H158ZM144 147L146 148V146H144ZM161 147H162V145H161ZM142 148L143 147H141V149ZM93 149H94V147H93ZM154 149H156V148L154 147ZM157 150L159 152V149H157ZM162 150H164V149H162ZM145 152H146V149H145ZM145 152H143V153H145ZM132 153L134 154L136 152H132ZM143 153L141 152V155ZM160 153H161V151H160ZM163 153L164 152L162 151V154ZM19 154H20V152H19ZM162 154L156 153V155H158V156L160 155L159 156L160 158H162L161 157ZM156 155L155 156L153 155V156L156 157ZM20 156H22V155H20ZM136 156H138V155H136ZM163 156L165 158H167V156H165V155H163ZM154 157H152V158L154 159ZM159 157L155 158V159H159ZM179 157L182 158V161H179L181 163L178 164L177 159ZM25 158H28V157H25ZM165 158H164V160H165ZM189 158H190V156H189ZM28 160H29V158H28ZM37 164H39V163H37ZM105 164H106V162H105ZM115 164H117V163H115ZM159 165L161 166V164H159ZM155 166H154V168H155ZM158 167L159 166L157 165L156 168H158ZM154 170H156V169H154ZM154 170L153 171L149 170V171L152 172V174L159 172L157 170H156L157 172ZM27 171H29V170H27ZM46 171L42 170L41 175L44 177H47ZM153 172H155V173H153ZM163 172H165V171H163ZM189 172H191V170ZM2 174L0 175V182H1V177H2V179L4 177V175L2 176ZM148 174H149V172H148ZM65 176H67V175H65ZM157 176L159 177L158 174H155L156 178H157ZM152 179H153V181H157V180H154L155 178H153V177H152ZM29 180H31L30 177H29ZM32 181L35 182L33 179H32ZM43 181L44 180H42V182ZM37 183H39V182H37ZM154 183H157V182H154ZM32 186H33V184H32ZM161 187L162 186L160 185V188ZM155 189H157V188H155ZM153 191H155V193H156V195H155V199H156L159 194L157 193L156 190H154V188H153ZM27 192H28V195L27 194L25 195L24 194L25 192H24L23 193L24 195L21 194L16 198L17 203L14 204V206L17 207L18 206L17 204L23 205V206H21V208L24 211H26L24 213L22 212L19 216L16 217V223L17 222L29 223L30 226H32L31 227L32 231L30 232L28 230L29 232H26L27 233L26 234L24 232L25 231L24 230L23 233L25 235L17 234L18 236L21 235V236H23V238L25 236H26V238H28L27 235H34V234L39 235V233H41V230H45V234H47V236H45L43 234L45 237L52 240V237L54 238V236L52 235V237H51V234L54 232V235L56 236L55 239L59 240L60 239L59 238V236H60L59 230L61 228L68 226V225L79 226V228H80V226L83 225L84 221H83V216H82L81 212H78L76 215H73V216H62L63 214H56L55 212L51 213L50 211H47L48 207L55 201L54 198L56 199V197L55 196L53 197L50 194V192H47L45 189H43V190L37 189L35 191L33 190V192H31V193H29V191H27ZM13 194H15V193H12V195ZM18 194H19V192H18ZM61 196H62L61 197V199H62L63 195H61ZM68 196H70L69 198L71 199V201H74V199L72 198L73 196H71L70 194ZM78 196H79V194H78ZM57 197L59 198V196H57ZM12 198H13V196H12ZM14 198H15V196H14ZM75 198H76V196H75ZM63 200H65V199H63ZM66 200H67V197H66ZM58 202L60 203V201H58ZM76 202H73V203H76ZM73 203H71V204H73ZM60 205L61 204H59V206ZM130 206H131V204H130ZM53 207L55 208V206H53ZM131 207H126V208L123 207V209L121 208V211L117 210V212H119V216H120L121 220L123 221V223L128 224L132 220L131 217L133 218V216H132V208ZM34 208H37V210L39 208H42L43 211L39 214L36 211V209H34ZM79 210H81V208H79ZM157 212H159V211H157ZM7 217H8V215H7ZM170 217L174 218L175 222L173 225L169 224ZM143 221H144L143 223L145 224L144 217H143ZM219 221H220V223H219ZM52 228H55L56 230L54 229L55 231L53 230V232H50V229H52ZM170 229H173V235H171V237L169 236ZM238 230H239V232L237 233ZM128 232H130V231H128ZM136 233H134V234H136ZM217 237H220V235ZM226 244H227V242L223 241V243H221V246H224ZM41 248H42V246H41ZM230 248H231V246H230ZM29 250H30V248H28L26 246L20 247L18 241H16V244H12L10 246H0V264H11L13 261L12 252H14V251H16V253H17L18 251H29ZM259 253H262L261 250ZM65 254H66L65 251L64 252L63 251L58 252L57 255H58L59 260H62L65 257ZM55 258H57V257L55 256ZM143 263L145 264V262H143ZM143 263H141V264H143ZM135 264H137V263H135ZM233 264H235V263H233ZM249 264H259V262L256 259H253L249 262Z\"/></svg>",
  "mask_w": 264,
  "mask_h": 264
}]
</instances>
